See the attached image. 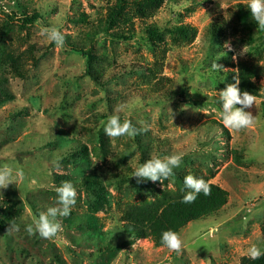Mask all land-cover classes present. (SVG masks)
<instances>
[{
	"label": "rangeland",
	"instance_id": "obj_1",
	"mask_svg": "<svg viewBox=\"0 0 264 264\" xmlns=\"http://www.w3.org/2000/svg\"><path fill=\"white\" fill-rule=\"evenodd\" d=\"M115 2L0 0V166L24 171L23 179L0 189V222L6 225L0 264H239L251 245L264 250V50L252 53L249 26L229 12L249 0H140L110 30L126 40L103 33L88 39ZM26 14L38 18L24 24ZM220 18L228 30L216 46L205 29ZM53 26L66 47L92 45L89 66L42 33ZM154 26L163 32L152 35ZM181 27L186 36L176 30ZM215 61L233 73L228 63L258 68V96L245 109L256 118L252 126H224L213 98L220 100L219 92L235 80L210 72ZM119 106L121 121L130 119L140 130L134 138L103 131ZM173 154L183 159L167 180L130 178L147 159ZM188 174L228 197L216 214L178 232L179 253L145 238L110 237L127 206L189 191L183 184ZM61 181L77 189L70 215L58 217L63 231L48 239L29 235L26 226L56 206ZM12 224L19 231L9 230Z\"/></svg>",
	"mask_w": 264,
	"mask_h": 264
},
{
	"label": "trees",
	"instance_id": "obj_2",
	"mask_svg": "<svg viewBox=\"0 0 264 264\" xmlns=\"http://www.w3.org/2000/svg\"><path fill=\"white\" fill-rule=\"evenodd\" d=\"M115 4L110 6L108 9L107 16L100 20L98 25L94 29L89 30L90 33L86 34L88 39H93L99 33L106 34L115 39L126 40L127 37L125 33H114L110 31L115 22L121 19L125 14V10L130 4H136L140 0H115ZM148 1V0H141ZM231 17H235L238 22L246 24L249 26L248 37L249 41H252L251 51L252 53H260L264 50V29H259L256 22L252 19L250 11L248 10V4H236L234 7L229 9ZM38 18L37 14H26L24 16L23 23L31 24ZM254 29V31L250 29ZM165 30V29H164ZM177 31L181 32L186 36L187 30L184 28H177ZM174 29V31H176ZM228 30L227 22L224 18H220L211 22L205 29L206 37L210 40V43H215L216 46H220L222 42L219 39H224ZM163 31L154 26L151 28V34L158 36ZM257 36V41L253 38ZM219 38V39H218ZM218 39V40H217ZM217 40L216 42H214ZM225 41V40H224ZM214 45V44H213ZM63 50L67 53H75L82 56L86 64L89 66L93 61L92 45H88L86 49L82 47H77L75 45L71 47L62 46ZM230 54V53H229ZM226 60V59H225ZM231 68H236V73L231 71L219 72L216 75L228 80H235L237 77L240 79V84L238 87L241 91H248L250 94L258 96V90L255 86L253 80L258 77V68L252 64H245L238 62L235 66L232 63H228ZM260 71V70H259ZM90 73V72H89ZM215 74V73H213ZM91 75V74H90ZM95 77V75H92ZM95 80L96 77H95ZM166 94V93H164ZM165 96V95H163ZM217 106H221V101L219 99L213 98ZM170 101V99L163 100V102ZM150 104H157L155 100L152 99ZM89 182V186L92 185L89 178L86 179ZM210 185V195L205 196L200 193L195 202L184 203L183 196L185 193H166L162 192L159 196L153 198L150 201H143L139 204H132L126 207L122 215L123 224L116 229L110 230V237H125V239L135 240L140 238H145L151 240L155 248L165 247L161 244V235L164 231L169 229L179 232L188 223H193L198 220L207 219L214 214H216L220 209H222L227 203V192L217 185ZM100 196H103L101 194ZM79 224L84 223V218H79ZM84 221V222H83ZM95 225V223H94ZM94 225H91L92 227ZM80 225H78V228ZM0 229L5 230V223L0 222ZM261 235L264 240V223L261 226ZM239 264H264V256L259 259L253 260L250 257H242Z\"/></svg>",
	"mask_w": 264,
	"mask_h": 264
},
{
	"label": "clouds",
	"instance_id": "obj_3",
	"mask_svg": "<svg viewBox=\"0 0 264 264\" xmlns=\"http://www.w3.org/2000/svg\"><path fill=\"white\" fill-rule=\"evenodd\" d=\"M248 10L250 11L252 19L256 22L257 27L264 29V0H249ZM42 33L58 46H64L65 37L58 28L54 26L45 27L42 29ZM224 48L232 51L230 41L225 42ZM226 54L225 52L220 56ZM235 59L236 57L233 56V60ZM222 71L226 72L228 69H225L222 65L216 63V61L211 64L210 72L217 74ZM239 84L240 79L236 77L234 83L228 84L224 90L219 92L223 124L226 128L234 130L248 128L255 123L256 119L251 112L245 111V109H249L254 105L256 96L250 94L248 91H241L238 87ZM187 107V105L184 106V108ZM169 110L172 119L174 114L170 108ZM121 111L122 106L114 110L113 114L108 117L103 131L110 138L122 136L134 138L140 134V130L132 124L130 119L121 121L119 115ZM182 159V154L166 155L162 158H149L137 166L130 178H136L137 183L143 180H149L151 182L167 180L169 177L175 175L174 169L180 167ZM16 177L20 179L24 178L22 168L13 167L8 164L0 166V189H6ZM183 184L189 190L183 196L184 203L195 202L200 193H203L205 196L210 195V185L203 178L188 174L184 177ZM55 192L57 193L56 206L48 207L46 211L39 213L38 218H35L32 224L26 226L25 230L29 235L38 232L41 237L48 239L55 237L59 232L63 231V225L58 217H67L70 215L76 203L77 189L71 181H61L60 185L55 187ZM9 230L19 231V226L12 224ZM182 243L179 234L171 229L164 231L161 235V244L173 252L179 253L182 249ZM248 255L251 259L256 260L264 256V250L256 244H253L248 249Z\"/></svg>",
	"mask_w": 264,
	"mask_h": 264
}]
</instances>
